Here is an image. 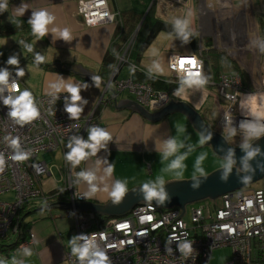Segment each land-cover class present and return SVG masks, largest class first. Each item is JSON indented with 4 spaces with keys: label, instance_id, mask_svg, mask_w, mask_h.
<instances>
[{
    "label": "crops",
    "instance_id": "0c3cea01",
    "mask_svg": "<svg viewBox=\"0 0 264 264\" xmlns=\"http://www.w3.org/2000/svg\"><path fill=\"white\" fill-rule=\"evenodd\" d=\"M107 1L110 9L117 16L115 22L106 26L89 28L85 25L79 13L83 0H21L12 3L0 0V6H3L0 7V41H2L0 43V66L5 67L14 74L21 81L23 88L32 92L33 96L67 92L64 85L79 86L82 99L77 106L82 109L80 117L88 118L94 116L99 128L111 135V139L105 143L104 147L98 149L94 156H88L75 166L71 161L66 160L62 150L61 152L59 151L64 156L63 187H67L71 181L75 189L85 196V202L97 205H107L112 200L110 193L114 190L117 181L125 184L126 194L137 187H143L149 181H155L159 175L165 176L163 187L171 180L184 179L182 176L186 175L185 165L182 170L164 172V169L175 158V156H170L167 160L163 159L164 145L170 140L179 139L183 144V147L179 149V153L189 154L192 152L189 150L193 147H197L196 150L200 149L199 145H202L200 143L202 137L194 128L190 119L183 114L173 113L160 121L152 122L136 111L132 112V109L127 107L116 109L110 103H101L105 91L104 85L99 83V86H97V83L90 81L85 76V73H90L102 79V69L108 53H116L117 63L120 54H125L129 48L133 50L137 40L140 38L139 35L141 36V31L145 28L144 34L148 33L149 27L147 28V26L149 25L143 24L153 10L155 19L173 24L180 20L183 22L187 21V30L197 36L200 32L204 35V37L201 36V39L199 38L200 45L206 41V45H208L206 47L213 48L208 37H210L212 31H216L214 18L217 16L214 11H218L217 15L220 17L221 12L227 11V8H232L234 13L237 14L236 17H238L246 9H243L242 4L235 9L232 0H217L210 4L209 8L201 9L202 19L201 24L198 26L194 18L193 0L182 2H177L176 0ZM228 3H230V7H228ZM21 9H23L22 14ZM39 11L48 12L54 19L48 25L46 36L37 40L29 21ZM125 13H132L138 19L134 24L133 30L129 33L127 26L123 24L122 17ZM222 16H225L224 13H222ZM23 22L25 24H22ZM220 22L221 27L226 25L222 20ZM130 24L129 20L128 25ZM13 25H16L15 30L6 32ZM259 25L264 33V23ZM138 27L139 30L137 32ZM54 29L56 31H53ZM65 29L69 31L71 36V39L67 41L60 36V33ZM18 31L24 33L22 35L23 39H31L32 46L40 56H51V61L45 60L43 63H38L50 66L49 69L37 66L34 62L31 63L28 60L25 62L22 60L17 65L6 64V52L11 54L14 49L17 52H21V47L18 44L19 37L16 35ZM125 33L131 35L124 44L122 51L117 53L113 49L117 47L118 43H121V35H125ZM205 38L207 39L205 40ZM34 41L35 43H33ZM152 45L153 43L142 54L141 61L137 64L132 60V56L127 57L130 67L126 70L125 77L122 74L124 69L121 70L117 78L118 81L149 75L162 78L172 84L175 83L169 68L171 56L193 53L190 45L186 42L187 48L184 53L171 51L165 54H150L151 51L149 49ZM155 64L160 65V71L153 70ZM32 67L36 69L35 72L30 70ZM21 69L25 72L23 77H19L16 74ZM102 80L105 81L104 79ZM54 86H60L61 90L57 91ZM181 89H183V93L178 94ZM171 99L176 103L186 102L189 107L196 109L204 118L206 124L212 128L207 120L206 103L209 99V89L205 84L189 86L186 83L185 85H180L171 94ZM123 100L135 101L127 93L119 96L117 102L120 103ZM89 134L90 129L86 132L85 142H88ZM207 150H209L208 152L213 158H218L222 161V163L215 164L211 170L212 173L225 167V160L215 155L211 147H207ZM55 151L51 152L50 155L46 154L43 156L42 161L47 163L50 171V175L47 178L53 176L50 163L54 161L51 155ZM85 151L90 152V149H85ZM109 167L113 168L111 174L107 172ZM175 171H181V175H174ZM80 172L92 173L95 176V180L90 184L78 175ZM93 186L96 188L95 192L92 191ZM57 189H60V187L49 191L45 190V192L51 193ZM52 210H60V212L53 213L51 212ZM52 210H48L49 217L45 218V220L42 218L26 225H24L25 220L23 221L22 228L24 233L18 238L19 244L14 251L0 253V264H14V262L15 264H70L67 256L74 254L69 242L76 239L77 246H79V237L75 231L76 221L70 213V209L56 208ZM33 211L27 212L25 217ZM79 212L89 213L88 210ZM122 216H125V213ZM120 217L96 215L95 218L102 222ZM31 235H34L35 238L32 239ZM15 243L13 239L10 244L14 245Z\"/></svg>",
    "mask_w": 264,
    "mask_h": 264
},
{
    "label": "built area",
    "instance_id": "2783aa9c",
    "mask_svg": "<svg viewBox=\"0 0 264 264\" xmlns=\"http://www.w3.org/2000/svg\"><path fill=\"white\" fill-rule=\"evenodd\" d=\"M4 1L12 3L19 0ZM79 13L87 27L113 24L117 17L107 0H83ZM201 52L171 56L169 68L175 83L185 85L189 78L187 72L180 69L178 60L193 56L200 65V78L205 81ZM128 62L124 55L118 57L117 64ZM173 64H176L175 68ZM0 70L7 69L0 66ZM9 73V84L15 81L23 89L21 81ZM204 84L211 90L209 96H214L220 108V129L244 133L248 137L264 135V131H258L257 135L243 128L255 126L264 129V121L242 114L243 96L256 93L246 88L238 75L222 73L217 82L205 81ZM113 89L118 96L129 94L135 102L151 112L162 111L171 101L168 92L155 90L150 83L132 78L118 81ZM111 93L105 89L101 103H109L107 94ZM10 95L16 94L7 87L0 93V155L5 160L3 171H0V241L11 238L16 242L24 233L25 211L57 202H85V196L75 189L71 181L66 197L65 189L45 192L43 186L50 171L47 163L39 160V157L57 149L67 156L71 151L68 145L75 146L77 139L84 141L88 129L99 128V124L94 116L70 118L66 108L71 106V94L61 92L33 96L40 117L21 125L8 115L12 109L3 103V99ZM13 139L19 140L18 150L11 144ZM18 151L28 158L24 161L11 159ZM261 181L264 182V177ZM9 193L15 196L2 199ZM69 209L76 221L79 246L86 243L84 237L92 240L95 234L93 242L96 250L105 253L107 264H210L213 252L220 248L232 249V259L226 264H264V186L258 189L249 186L222 195L214 202L212 200L211 207L193 209L190 221L186 220L189 215L186 207L185 215L180 217L182 208L162 209L145 204L136 206L126 216L102 222L92 213ZM149 216L152 217L151 221L147 219ZM100 233L104 234V239L100 238ZM31 238L35 236L31 235ZM185 244L191 248L188 253L182 251ZM67 258L70 264H81L79 258L72 254ZM84 264H87V260Z\"/></svg>",
    "mask_w": 264,
    "mask_h": 264
},
{
    "label": "rangeland",
    "instance_id": "374dc122",
    "mask_svg": "<svg viewBox=\"0 0 264 264\" xmlns=\"http://www.w3.org/2000/svg\"><path fill=\"white\" fill-rule=\"evenodd\" d=\"M21 1V0H19ZM217 0H193V9H194V18L199 26L201 24V9L204 10L210 7V4L216 2ZM6 2V1H5ZM9 3V2H6ZM233 7L236 9L242 4L244 11L241 12V15L236 17L237 14L234 13L232 8H227V11H223L220 13V17L217 15L219 12L214 11L217 17L214 18L216 23V31L210 33L209 40H211L210 44L213 45V48H207L206 41L202 42L199 45V52L202 51V58L208 59L213 58L214 54H226L228 57L233 60L239 71L242 75L246 76L247 81L251 83L252 90L255 93H264V33L262 32V27L259 25L260 23H264V0H232ZM179 5V4H178ZM204 5V6H203ZM228 7H230V3H228ZM203 7V8H202ZM112 11V10H111ZM208 11V10H207ZM218 12V13H217ZM224 13L225 16H222ZM259 15V16H257ZM83 19V18H82ZM225 22L226 25L221 27V22ZM84 21V19H83ZM183 22L182 20H180ZM256 22V23H255ZM85 23V21H84ZM259 23V24H258ZM258 24V25H256ZM86 25V24H85ZM106 26V25H104ZM100 27V26H96ZM140 27V25H139ZM137 28V32L139 30ZM93 28V27H89ZM264 28V26H263ZM31 33V32H30ZM145 28L141 31V36H145ZM24 33L21 31L16 32L18 38L19 47H21V52L15 51V49L11 52H6L5 60L8 61L10 58L15 57L18 59V62L29 61L31 63L36 62V56L39 53L32 46L31 39H23L22 35ZM201 36L204 37L202 32L198 33V37L201 39ZM202 37V38H203ZM207 38H205L206 40ZM23 41V43H21ZM203 41V40H202ZM14 44V42H13ZM211 45V46H212ZM26 46H32V51H28ZM187 48L186 42L180 38L174 37L167 33H160L156 40L153 42V45L149 49L150 54L154 53H169L171 51L185 52ZM207 48V50H206ZM211 49V52H208ZM215 49V50H212ZM150 57V56H148ZM8 65V63H6ZM130 66L125 65L123 68L122 74L125 77L126 70H128ZM221 73H232L231 69L228 66L222 65L220 68ZM171 75V74H170ZM170 78V77H169ZM173 80V78H172ZM23 82V81H22ZM215 93L216 89L213 90ZM214 92H212L214 94ZM206 112L208 114V122L213 129L218 130V132L224 133L228 138L230 145L239 147L243 146L248 140V136L244 133H237L232 130L223 131L218 127L219 121L221 119L220 108L215 102L214 96H209V99L206 103ZM200 136V135H199ZM200 149L196 150L197 147H193L189 151L191 153L187 154L186 159L183 161L186 166V175L182 176L181 180H190L191 178L207 176L212 173V168L215 164L222 163V161L218 158H213L207 150V147L201 148L202 145H199ZM60 150H56L51 156L53 158V162L50 163L51 172H53V176L46 178L44 182V190L49 191L53 188H62L63 187V177L65 171L64 165V156L62 153L60 154ZM212 151V150H211ZM214 155V154H213ZM44 154H41L39 160H43ZM215 156V155H214ZM199 160V163L197 161ZM187 178V179H186ZM262 180V179H261ZM259 180L258 182L252 184L250 187L252 189H258L264 186V182ZM15 196L14 193H9L8 195L2 196V199H7L9 197ZM13 198V197H12ZM61 199H65L62 197ZM211 207L212 200H204L198 201L195 203L187 204L186 208L189 212L186 220L190 221L191 211L198 207ZM180 209L179 207H177ZM31 211V210H28ZM28 211L23 213L25 218L24 225L39 221L40 219H44L49 217V211H37L26 214ZM51 212L59 213L60 210H52ZM13 242V240L11 241ZM78 245V244H77ZM232 259V249L231 248H220L213 252L210 264H226Z\"/></svg>",
    "mask_w": 264,
    "mask_h": 264
},
{
    "label": "clouds",
    "instance_id": "9594fccd",
    "mask_svg": "<svg viewBox=\"0 0 264 264\" xmlns=\"http://www.w3.org/2000/svg\"><path fill=\"white\" fill-rule=\"evenodd\" d=\"M3 7V6H0ZM23 12V9H21V14ZM54 17L49 15L46 11H39L36 12L33 16V18L29 21L32 27V32L36 36V39L39 40L46 36L48 33V25L53 21ZM187 21L181 22L176 21V30L177 32L183 37L184 41H188L189 33L186 31L187 28ZM53 31H56L55 29ZM60 36L64 40H70L71 36L67 29H65L63 32L60 33ZM2 43V41H0ZM23 43V41H21ZM35 43V41L33 42ZM28 48V51H32V46H26ZM194 54V53H192ZM197 54V53H195ZM36 62L37 63H43L45 60L51 61V56H36ZM7 63L9 65H17L18 59L15 57L10 58ZM178 64L181 70L187 72L188 80L185 81L189 86L191 85H202L205 83L203 79L200 78V65L197 61V59L193 56L191 58H181L178 60ZM185 65H190V67H185ZM176 67V64H173V68ZM31 71L35 72L36 69L32 67L30 69ZM153 70L160 71V65L155 64L153 66ZM17 76L23 77L25 75L24 70L17 71ZM9 77L10 73L7 70H0V93L4 91V87H7L8 90L12 93H15L16 95H10L3 99V103L7 106L11 107V111L8 113V115L15 120L17 123L24 125L31 123L32 121L38 119L40 117V112L36 106V103L33 99L32 92L22 89L21 85L15 81H13L11 84H9ZM96 83L97 86H99L100 78L96 77ZM56 87L57 91L61 90L60 86H54ZM66 88V91L71 94V106H68L66 108L67 113L70 114V118L72 119H79L80 114L82 112V109L78 107V102L81 101V94H80V87L79 86H72V85H64ZM183 89L180 90V93L182 94ZM251 110L252 112L257 116L264 115V110L258 109L256 105L255 98L252 99L250 102ZM252 134L258 135V130L255 128V126H249ZM182 130V129H181ZM111 139V135L100 129L93 127L90 129V134L88 138V142H85L83 140H75V146L72 144H69L68 146L71 148L70 153L67 154L66 159L68 161H71L73 165L80 164L81 161L85 160L90 155H95L98 149L104 147L105 143ZM200 143L203 144L204 140L203 138L200 140ZM11 144L14 148L17 150L19 149V140L13 139L11 141ZM183 147L182 142L179 139H174L166 142L164 145V152H163V159L167 160L170 156H175V158L169 163L168 167L164 169V172H172L173 170L180 169L182 170L184 168L183 161L186 159L187 153H179V149ZM244 147H247V145H244ZM85 149H90V152H86ZM253 155V152H248L247 156L251 157ZM28 157L26 154L20 153L19 151L15 156H12L11 159L15 161H24ZM199 163V160L197 161ZM231 165V160H229V167ZM5 166V160L2 155H0V171H3V168ZM107 172L111 174L113 172V168L109 167L107 169ZM80 177H82L84 180L88 181L90 184L92 181L95 180V176L92 173H85L80 172L78 174ZM174 175L179 176L181 175V171H175ZM165 182V176L159 175L156 177L155 181H149L148 183H145L143 185L144 191L147 194V198L151 200L152 198H158L161 201L165 199V193L163 190V184ZM92 191L95 192L96 188L93 186ZM126 192L125 184L117 181V183L114 186V190L111 191L110 196L112 200L116 203H119L122 198L124 197ZM149 221H151L152 217H147ZM100 238L104 239V234L100 233ZM83 239L86 240V243L83 246H77V240L73 239L69 242V245L72 249V252L74 255L78 256L79 260L81 261V264H84V261L87 260V264H107L108 257L105 255L104 252H101L99 250H96V244L93 242L96 239V235L93 234L92 240H87L86 237ZM182 251L185 253H188L191 251V248L189 245L185 244L182 246ZM93 257L89 259V257ZM15 264V262H14Z\"/></svg>",
    "mask_w": 264,
    "mask_h": 264
},
{
    "label": "water",
    "instance_id": "95a60500",
    "mask_svg": "<svg viewBox=\"0 0 264 264\" xmlns=\"http://www.w3.org/2000/svg\"><path fill=\"white\" fill-rule=\"evenodd\" d=\"M128 63H115L112 75L108 81L100 79V84L104 85L106 92H114L113 86L118 83V76L125 65ZM85 76L93 82H96L95 75L85 73ZM105 95V91L104 94ZM116 109L127 107L144 116L152 122L160 121L173 113L185 115L194 128L199 132L204 140L201 147H211L219 158L229 161L230 167L225 166L213 173L191 178L190 180H171L164 187L165 199L161 201L158 198L149 200L143 187H137L127 192L119 203L111 200L107 205H97L80 202H57L51 205H44L38 208V211H48L56 208H77L79 211L88 210L89 213L98 216H125L129 214L136 206L145 205V203L156 205L162 209H171L175 207L182 208V216L185 215L187 204L204 200H214L227 193L249 187L264 177V137L260 140L259 150L251 148H238L228 143L224 136L210 128L204 118L196 109H192L186 102H175L171 99L170 105L157 113H151L149 110L133 100H123L116 103ZM248 152H253L248 157ZM50 155V154H47ZM234 161V162H233ZM245 164L249 167L246 174H240L233 168L234 165ZM231 168V169H230ZM59 190V189H57ZM56 190V191H57Z\"/></svg>",
    "mask_w": 264,
    "mask_h": 264
},
{
    "label": "trees",
    "instance_id": "16d2710c",
    "mask_svg": "<svg viewBox=\"0 0 264 264\" xmlns=\"http://www.w3.org/2000/svg\"><path fill=\"white\" fill-rule=\"evenodd\" d=\"M154 11V10H153ZM153 11L150 12L149 16H147V18L144 21V24L149 25L147 26V28L149 27V31L147 34H145V36H140L139 35V39L137 40L136 46L134 47V49L132 50V60L137 64L138 62L141 61V56L142 54L150 47V45L154 42V40L157 38V36L164 32L167 33L169 35H172L174 37L180 38L182 40L183 37L177 32L176 30V24L173 23H169L160 19H155V15L153 13ZM130 15V16H127ZM123 24L125 26H127L128 29V33L131 32L134 28V24L135 22H137V17L135 15H133L132 13H125L123 15ZM130 20L131 24L128 25V21ZM22 24H25L24 22ZM16 25L11 26V28H8V31H12L15 30ZM186 31L189 33V37H188V41L187 43L190 45L192 52L198 53L199 52V45H200V39L197 35L191 33L189 30L186 29ZM131 34H127L125 33L121 35V39L120 42L118 43L117 47L114 48V51L121 52L123 49L124 44L128 41L129 37ZM211 49H209L208 52ZM214 50V49H212ZM202 53V52H201ZM116 54V53H115ZM113 52H109L108 55L106 56L104 65H103V69H102V74H101V78L106 80H109V78L112 75L116 60H117V55H115ZM202 56V54H201ZM204 67H205V81H214V79H217L222 73L220 71V68L222 67V65L224 66H228L231 71L230 72H238L241 74V72L239 71V68L237 67L236 63L231 60L228 55L226 54H217L215 53L213 58H208V59H204ZM39 65V64H38ZM40 66L45 69H49L50 66L45 65V64H40ZM142 74V73H141ZM242 75V74H241ZM243 77V84L245 85L246 88H248L250 91L252 90V85L250 82L247 81L246 76L242 75ZM134 81H141V82H146V83H150L153 88L155 90L158 91H165L168 92L169 94H172L175 90H177L179 88V84L177 83H170L169 81H166L162 78L159 77H152V76H140L137 77L136 79L133 78ZM62 188H60L59 190H61ZM55 192V191H54ZM32 210L36 211L38 209L33 208ZM33 211V212H34ZM29 212V211H28ZM25 228V226H23ZM12 239L9 238V240L7 239H3L0 241V253H6L8 251H14L16 246L19 244V241H16V243L14 245L10 244Z\"/></svg>",
    "mask_w": 264,
    "mask_h": 264
},
{
    "label": "flooded vegetation",
    "instance_id": "af4514ba",
    "mask_svg": "<svg viewBox=\"0 0 264 264\" xmlns=\"http://www.w3.org/2000/svg\"><path fill=\"white\" fill-rule=\"evenodd\" d=\"M131 54H132V49L131 48H129L126 52H125V54H120L119 56H122V55H124V59H127V57H129V56H131ZM233 74H235V75H238L241 79H242V81H243V77H242V75L240 74V73H238V72H232ZM219 78V77H218ZM218 78L217 79H214V81L215 82H217L218 81ZM186 84V83H185ZM211 90L209 89V92H210ZM105 95H103V97H104ZM102 97V98H103ZM107 97H108V100H109V103H110V105H113V106H116L117 104H115L116 103V100H118V98H119V96L118 95H116L114 92L113 93H111V94H107ZM102 100V99H101ZM218 125V127H219V124H217ZM213 129V128H212ZM215 132H217V133H219L220 135H222V136H224L225 137V139L228 141V143L230 144V142H229V140H228V138L225 136V134L224 133H221V132H218V130H216V129H213ZM223 130V129H222ZM226 132V131H225ZM264 137V135L263 136H257V137H247L248 138V140L246 141V143L244 144V145H247V147H244V145L243 146H239L238 148H251L252 150H255V151H257V150H259V145H260V140L262 139ZM225 162V161H224ZM232 162V161H231ZM234 162V161H233ZM226 163V165L225 166H228L229 167V161H226L225 162ZM231 169V168H230ZM236 172H238V173H240V174H246L247 172H248V169H249V167L248 166H246L245 164H240L239 166L238 165H234V168H233ZM63 189H65V197L67 196V194H68V186L67 187H63L62 188V190Z\"/></svg>",
    "mask_w": 264,
    "mask_h": 264
},
{
    "label": "bare ground",
    "instance_id": "6f19581e",
    "mask_svg": "<svg viewBox=\"0 0 264 264\" xmlns=\"http://www.w3.org/2000/svg\"><path fill=\"white\" fill-rule=\"evenodd\" d=\"M262 86H264V85H262ZM253 98H255L257 108L258 109H261V110H264V93H256L254 95L243 96V101H242V114L244 116L254 117L255 120H258L260 122H263L264 121V115L257 116L251 110L250 102L252 101ZM244 105H246V106H244ZM243 128L250 130L249 127H243ZM257 130L259 132L264 131V129H260V128H258Z\"/></svg>",
    "mask_w": 264,
    "mask_h": 264
}]
</instances>
